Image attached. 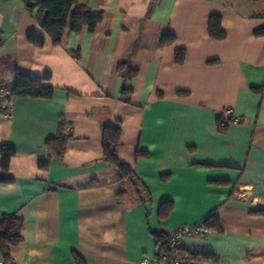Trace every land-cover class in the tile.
<instances>
[{"label":"crops","instance_id":"1","mask_svg":"<svg viewBox=\"0 0 264 264\" xmlns=\"http://www.w3.org/2000/svg\"><path fill=\"white\" fill-rule=\"evenodd\" d=\"M78 3L101 20L55 43L36 8L0 0V88L17 72L51 88L11 95L0 113V146L14 149L0 219L22 221L12 262L139 264L160 234L209 217L208 234L184 239L183 261L264 264V0ZM225 110L239 122L219 129ZM105 126L120 131L130 178L103 157ZM59 133L61 156L45 145Z\"/></svg>","mask_w":264,"mask_h":264},{"label":"trees","instance_id":"2","mask_svg":"<svg viewBox=\"0 0 264 264\" xmlns=\"http://www.w3.org/2000/svg\"><path fill=\"white\" fill-rule=\"evenodd\" d=\"M27 9L38 11V17L42 14L41 25L43 30L57 43L63 33V31L69 27L73 32H78L82 26H86L89 31H93L95 25L101 20V13H92L89 9L78 3V0H23ZM255 2L260 0H253ZM210 35L214 38H222L223 32L219 28V23L211 21ZM255 35H264V26L255 31ZM164 36L161 43L170 41V38ZM27 41L35 46H41L44 38L41 35L30 33L27 35ZM2 42L0 32V43ZM183 58L182 52L177 51L176 59L181 61ZM11 95H22L32 97H46L51 93V88L42 84V78L37 76H25L16 73V76L9 87ZM231 120L228 117L227 121H224L223 115H219L216 119V123L219 129H224ZM67 135L57 134V136L47 139L45 145L48 151L61 156L64 150ZM120 131L117 127L105 126L102 129V151L105 161H107L113 168H115L121 177L130 178L133 175L132 168L129 164L120 159L116 152V147L119 144ZM14 154V149L10 146L3 144L0 146V169L6 171L9 165V159ZM9 178L0 177V181H8ZM205 218V225L209 227L208 220ZM22 221L14 214H5L0 219V253L4 259L5 264L12 263V259L9 255L10 245H14L20 241L19 230L21 228ZM169 238L163 235L158 236V249L156 256L161 254H168L169 252ZM180 254V250H179ZM207 255L203 254L205 258ZM181 260L182 259V256ZM187 261L184 260L183 263Z\"/></svg>","mask_w":264,"mask_h":264},{"label":"built area","instance_id":"3","mask_svg":"<svg viewBox=\"0 0 264 264\" xmlns=\"http://www.w3.org/2000/svg\"><path fill=\"white\" fill-rule=\"evenodd\" d=\"M11 96L9 89L0 88V113L8 115L10 107L8 104V98ZM224 121H227L228 117H231L229 123H238L239 118L232 117L229 110H225L222 113ZM210 232L209 228L205 225L204 220L200 222L189 224L182 223L177 225L171 232L169 238V252L168 254H161L154 259L147 257L140 260L139 264H184L181 260L179 250L185 238L191 235L205 236ZM0 264H5L0 261ZM15 264V263H10Z\"/></svg>","mask_w":264,"mask_h":264}]
</instances>
